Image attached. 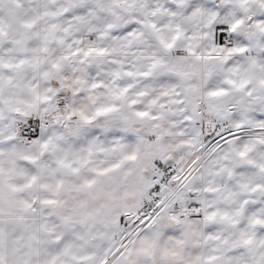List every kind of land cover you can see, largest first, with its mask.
I'll return each instance as SVG.
<instances>
[{
	"label": "snow or ice",
	"instance_id": "snow-or-ice-1",
	"mask_svg": "<svg viewBox=\"0 0 264 264\" xmlns=\"http://www.w3.org/2000/svg\"><path fill=\"white\" fill-rule=\"evenodd\" d=\"M0 264H264V0H0Z\"/></svg>",
	"mask_w": 264,
	"mask_h": 264
}]
</instances>
